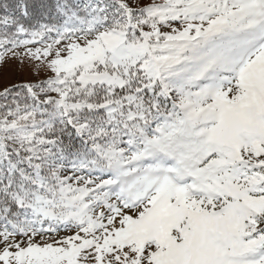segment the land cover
Returning <instances> with one entry per match:
<instances>
[{"label": "snow or ice", "instance_id": "1", "mask_svg": "<svg viewBox=\"0 0 264 264\" xmlns=\"http://www.w3.org/2000/svg\"><path fill=\"white\" fill-rule=\"evenodd\" d=\"M0 264H264V0H0Z\"/></svg>", "mask_w": 264, "mask_h": 264}, {"label": "rangeland", "instance_id": "2", "mask_svg": "<svg viewBox=\"0 0 264 264\" xmlns=\"http://www.w3.org/2000/svg\"><path fill=\"white\" fill-rule=\"evenodd\" d=\"M0 72H3L4 75L8 79H39L43 75V73L40 74V76H36L34 74H29L27 71H22L18 65H6L4 69H0Z\"/></svg>", "mask_w": 264, "mask_h": 264}]
</instances>
